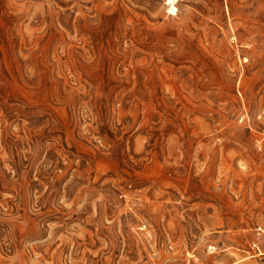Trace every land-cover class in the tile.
Instances as JSON below:
<instances>
[{"label":"rangeland","instance_id":"rangeland-1","mask_svg":"<svg viewBox=\"0 0 264 264\" xmlns=\"http://www.w3.org/2000/svg\"><path fill=\"white\" fill-rule=\"evenodd\" d=\"M259 227L264 0H0V264H264Z\"/></svg>","mask_w":264,"mask_h":264},{"label":"built area","instance_id":"built-area-1","mask_svg":"<svg viewBox=\"0 0 264 264\" xmlns=\"http://www.w3.org/2000/svg\"><path fill=\"white\" fill-rule=\"evenodd\" d=\"M264 233V228L263 227H259V234ZM255 246H257V243H254Z\"/></svg>","mask_w":264,"mask_h":264}]
</instances>
